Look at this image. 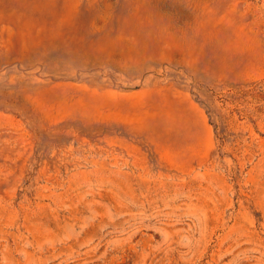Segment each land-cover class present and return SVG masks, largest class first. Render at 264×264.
I'll use <instances>...</instances> for the list:
<instances>
[{"label":"rangeland","instance_id":"1","mask_svg":"<svg viewBox=\"0 0 264 264\" xmlns=\"http://www.w3.org/2000/svg\"><path fill=\"white\" fill-rule=\"evenodd\" d=\"M0 264H264V0H0Z\"/></svg>","mask_w":264,"mask_h":264}]
</instances>
